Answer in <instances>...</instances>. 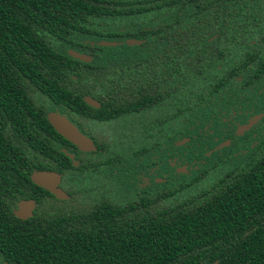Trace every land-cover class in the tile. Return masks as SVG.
Instances as JSON below:
<instances>
[{"label":"trees","instance_id":"trees-1","mask_svg":"<svg viewBox=\"0 0 264 264\" xmlns=\"http://www.w3.org/2000/svg\"><path fill=\"white\" fill-rule=\"evenodd\" d=\"M251 15H264V0H0V264H264V134L238 155L240 146L206 155L233 119L226 109L234 103L225 96H264V61L251 65L253 55L239 52ZM222 16L236 17L234 27H222ZM212 34L218 40L208 45ZM123 38L145 39V56L155 42L161 59L142 62L135 53L125 63L118 47L97 45ZM63 45L89 51L91 60L70 58ZM155 67L159 79L187 82V90L175 92L171 132L140 135L130 97ZM82 97L100 107L89 108ZM88 110L111 123L126 114L125 135L155 142L159 162L171 153L195 168L152 200L127 197L125 180L113 185V198L99 194L85 206L57 207L73 204V174L60 150L64 140L45 116L74 120L73 112ZM156 121L164 124L166 116ZM181 138L187 143L177 147ZM38 170L60 174L69 200L34 186L29 175ZM227 175L239 176L235 187L224 188ZM28 199L32 217L14 218L17 202Z\"/></svg>","mask_w":264,"mask_h":264},{"label":"flooded vegetation","instance_id":"flooded-vegetation-1","mask_svg":"<svg viewBox=\"0 0 264 264\" xmlns=\"http://www.w3.org/2000/svg\"><path fill=\"white\" fill-rule=\"evenodd\" d=\"M221 18L226 19V23H224L222 27H226L227 24L234 27L233 23L229 24V22L236 17L222 16ZM244 18L249 20L245 25V31L242 33L246 35L247 41L246 47L239 52L253 55L251 65L257 66L260 60L264 61V15H251L245 16ZM219 27H221V24L217 25V28ZM171 36H175V34L172 33ZM129 39L140 42L138 45H134L137 48L146 47L143 45L146 41L145 39ZM217 40V35L212 34L207 38V44L214 45ZM172 41L173 39L170 40V42ZM154 44L155 45L150 47V52H152L153 55H142L140 56L141 61L143 59L147 61L149 57L153 59V63H157L158 60L161 59L158 53L160 48L155 42ZM167 49L168 51L172 50L169 47ZM145 51L149 52L148 49ZM212 51L214 53L220 51L228 52V50H222L220 48H213ZM167 57L172 58L171 54ZM151 76L153 77L150 79V82H141L144 79V75L139 79V82H135L133 94L130 97L135 99V105L133 113L129 114H133V117H135L133 123L140 132V135L141 133L144 134L147 132L152 134H157L158 132H171L172 123L168 121V118H171L173 115L175 92L178 91L179 86L182 87V90H187V82H182V85L180 82H174L171 76L166 80L159 79L157 77L156 67ZM175 83L176 86L174 85ZM126 91H130V89L125 88L123 90V92ZM176 95H178L177 92ZM88 98L95 101L98 106L96 108L88 106L83 100L84 97H82V101L85 105L92 109H98L100 107V102L98 100L90 97ZM126 98H128V96H126ZM225 98L232 100L234 103V109L232 110L226 105L228 107L226 112L231 114L233 119L228 123L226 128L218 129V133L222 134V136L213 138L211 144L214 146H212V150H209L206 154L207 156H211L215 151L224 153L226 150L228 151L235 146H240L237 150L238 152H236V155H238L244 151L242 147L247 145L251 148L257 143L256 140L260 138L259 136L264 134V96L249 95L248 97H243L237 94H229L226 95ZM239 99L245 100V103H238ZM246 108L249 109L244 110ZM220 114H224V112ZM72 115L74 120H69L65 115L63 116L82 136L88 139L93 146V149L90 151H81L77 146L61 137L64 141L61 142L63 147H61L60 150L70 161V171L73 174L71 186L73 188L70 187L74 190V196L76 198L78 196L77 192H81L84 195H91V190L80 191L79 189L81 187L87 186L90 189L92 188L93 192L99 196V194H107L109 191H114L115 188L113 185L115 183L119 184L127 180L128 184L126 187L129 190L126 195L127 197L152 200L153 194L156 193L157 189H172L174 174L182 173L183 175L181 176H184L183 178H188L186 176L191 174L190 168H192V165L184 156V159L181 161L182 165L180 166L176 164V159L170 158L171 153L168 159L159 162L155 142L147 143L140 135L137 137L126 136V132L130 130L128 129L129 122L126 120L127 115L124 113L114 118L112 121L113 123L108 121L104 117L105 114H102L101 111L96 114L90 110L82 113L77 111L73 112ZM164 116H166V123H161L159 125L156 118L160 117L162 119ZM254 118V123L247 130L242 131L240 129ZM149 119L151 120L150 122ZM101 126H104L105 130L102 137L96 135L92 131L94 127L100 129ZM117 128H121L122 133H119ZM187 130L188 127L184 128L183 132H187ZM117 134L118 137H116ZM186 143L187 139L181 138L175 142V145L181 147ZM153 144L154 146H152ZM167 149L168 153L172 151L170 146H167ZM69 155L71 158L68 157ZM237 161L241 163L245 162V160H241L240 158H238ZM253 162L257 161L254 160ZM159 169H161L160 176L157 175ZM223 178L227 180L224 188H230L235 187L236 182H234V180L239 178V176L227 175ZM58 187L68 196L65 192L66 190L61 175ZM68 200L69 196L66 200L57 201ZM72 203L75 202L72 201Z\"/></svg>","mask_w":264,"mask_h":264},{"label":"water","instance_id":"water-1","mask_svg":"<svg viewBox=\"0 0 264 264\" xmlns=\"http://www.w3.org/2000/svg\"><path fill=\"white\" fill-rule=\"evenodd\" d=\"M140 42L133 39H126L124 44L126 46L138 45ZM98 46L101 47H114L117 45L115 42H97ZM66 55L70 58L76 59L83 63H88L91 57L86 54H80L74 50H67ZM84 102L91 107L96 108L98 104L90 100L88 97H84ZM46 121L52 127V129L62 137L64 140L77 146L81 151H90L93 149L90 141L82 136L77 129L61 114L57 112H48L45 116ZM254 119L247 122V124L240 129L242 131L247 130L253 123ZM71 158V156H68ZM30 182L42 190L49 193L56 200H66L68 196L58 187L60 181V175L53 171L38 170L32 171L29 175ZM35 208V203L33 200H20L16 204V208L13 210L12 214L14 218L24 221L32 217V212Z\"/></svg>","mask_w":264,"mask_h":264},{"label":"rangeland","instance_id":"rangeland-1","mask_svg":"<svg viewBox=\"0 0 264 264\" xmlns=\"http://www.w3.org/2000/svg\"><path fill=\"white\" fill-rule=\"evenodd\" d=\"M108 30H111L110 29V26H109V28H108ZM125 39H127V38H123V39H121V40H116V41H111V42H116L117 43V45L116 46H114V47H106V48H119V54H120V61H123V62H125L126 63V61L127 60H129L130 59V55H132L133 54V57L132 58H134V56L136 55V54H138V56L140 57V56H142L143 55V53L145 52V50L147 49V47H139V48H136V46H132V47H135L134 49H132V51H130V53H129V51L127 50V48H129L128 46H125L124 44H123V42H124V40ZM131 48V47H130ZM70 48H69V46H67V45H63V46H60L59 47V50L61 51V52H66L67 50H69ZM75 51H77V50H75ZM77 52H79V51H77ZM88 52L89 51H87V50H82V54H88ZM79 53H81V52H79ZM136 53V54H135ZM99 54H101L100 52H99ZM106 56H107V53L104 55V57H102L100 60H98V62H106L107 61V58H106ZM143 56H145V55H143ZM146 56H148V55H146ZM92 131L96 134V135H99V136H101L102 137V135L104 134V132H105V130H104V126H101V128L99 129V128H96V127H94L93 129H92ZM184 146V145H183ZM209 146H214V145H212L211 144V142L209 143ZM182 152H184V151H182ZM187 153V152H186ZM181 159H176L177 160V163L176 164H178L179 166L180 165H182V163H181V161L184 159V157H180ZM195 167L194 166H192V168H190L191 170H193ZM187 173V172H186ZM160 174H161V169H159L158 171H157V175L158 176H160ZM185 174V173H184ZM178 175H180V176H178ZM181 175H183L182 173H177V174H174V178L176 179V180H178L179 178H183L184 176H181ZM177 184V183H176ZM175 185V184H174ZM201 185V184H200ZM111 190V189H110ZM77 198L75 197L74 199H73V201L75 202V203H73V204H71V203H69V204H58L57 205V207H59V208H69V207H71V205L73 206H77V205H80V203H86V204H83L82 206H85V205H87V204H91L92 203V201H93V199H94V197H96V198H98V196L95 194V192H93V193H91V195H84L83 193H81V192H77ZM107 195H109V196H111L112 198H113V196H115V195H117V193L115 192V191H109L108 193H107ZM182 195L181 194H179V195H177L176 197H175V199H174V201H179L180 199H178L179 197H181Z\"/></svg>","mask_w":264,"mask_h":264}]
</instances>
